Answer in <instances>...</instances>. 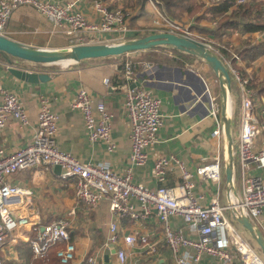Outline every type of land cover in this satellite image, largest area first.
Here are the masks:
<instances>
[{
    "label": "crops",
    "instance_id": "0c3cea01",
    "mask_svg": "<svg viewBox=\"0 0 264 264\" xmlns=\"http://www.w3.org/2000/svg\"><path fill=\"white\" fill-rule=\"evenodd\" d=\"M54 3L66 4L72 0H48ZM111 7L127 5L133 11L130 21L132 26L127 31L117 29L105 34L108 43L126 41L148 28L157 15L152 5L146 0L144 6L138 5V0H105ZM78 6L91 20H98L92 0H79ZM194 22V21H193ZM210 25V21L203 22ZM6 36L25 43L35 48L57 49L71 46V41L60 30L34 7L23 4L11 15L6 24ZM264 31H253L250 33L235 32L231 37L222 39L232 49L241 47L246 41L254 44L264 43ZM147 50V49H146ZM144 51H136L127 54L119 64L118 59L92 58L65 66L59 64H36L30 61H18L17 59L2 54L0 56V83L4 90L15 92L21 101L23 108L29 113V122L22 126L21 123L10 117L5 127L0 130V146L7 152L24 147L33 140L37 133L39 109L42 99L48 98L51 109L59 117L58 135L56 144L62 150L67 151L83 162L91 164L107 163L119 174H125L130 168L131 145V118L126 107V98L129 80L124 74V63L130 59H140ZM12 58L14 66H26L31 70L43 71L50 75L51 79L32 83L14 76L8 61ZM179 65H159L157 71L144 73L141 69L136 70V84H140L161 99V113L163 114V125L159 132L156 145L147 151L149 156L145 165L133 167V180L150 188H158L163 182L159 181L154 173V160L159 156L176 157L190 168L193 181L196 184L194 193L196 196L203 195L201 202L210 204L217 194L222 205L228 203L229 185L225 174L227 146L224 136L216 138L213 136L217 125L209 114L207 105L208 98L204 95L205 88L217 96V104L221 109L220 120L222 122V90L220 82L213 81L217 75L205 60L199 56L190 60L181 59ZM157 65V64H156ZM243 76L251 79L250 86L255 91L254 102H264V53L258 59L251 61L242 58L237 63ZM57 66V67H55ZM218 77V75H217ZM109 79V83H106ZM233 79V91L231 92L232 125L235 143V188L237 192L242 189V171L238 160V133L240 131V90L235 78ZM212 81V82H211ZM87 88L96 97L103 98L107 110L114 114L111 136L116 147L110 151L109 146L103 140L91 142L85 129V119L80 108L72 107L78 90ZM199 95L202 99L198 100ZM3 95L0 93V100ZM255 151H259L264 142L259 136L255 140ZM220 155L222 163V181L220 186L206 180L198 175L197 169L203 164L213 162L214 157ZM62 170V169H61ZM249 175L264 177V167L253 163L249 168ZM10 181L22 187L33 190V210L41 223L40 228L61 217L69 221V233L71 241L76 245V258L69 264H175V254L165 244V232L162 222L159 220L155 210L149 217L138 220L123 218L119 221V233L125 236L131 233L137 235H148L149 241L156 242L158 251L152 252L141 243L128 246L123 240L109 243L110 224L113 216L110 213L109 199H103L99 206L93 210H85L82 200L75 196L74 184L70 180L62 178L61 171L58 173L55 166H42L29 168L13 174ZM183 179L179 170L171 161L166 173L165 186L177 187ZM138 210L141 202L133 199ZM75 210V214L70 212ZM29 211V210H28ZM30 212V211H29ZM259 218H252L253 223L264 233V209ZM227 218L233 223L250 241L253 247L259 251L261 248L246 234L244 228L237 226L233 213L225 211ZM172 229L182 231L193 240H199L198 233L190 231L188 223L181 217L173 215L170 217ZM242 228V229H241ZM21 238L18 242L9 241L0 250V259L4 264H61L58 256L50 252L45 257H34L30 237H35V231L26 227L18 232ZM251 240L253 242H251ZM125 250L126 260L121 262L118 250ZM195 251L193 248H189ZM92 259V260H91ZM193 264H221L215 257L204 253L198 262Z\"/></svg>",
    "mask_w": 264,
    "mask_h": 264
},
{
    "label": "built area",
    "instance_id": "2783aa9c",
    "mask_svg": "<svg viewBox=\"0 0 264 264\" xmlns=\"http://www.w3.org/2000/svg\"><path fill=\"white\" fill-rule=\"evenodd\" d=\"M214 5L221 0H206ZM246 0H237V4ZM79 0L66 4L54 3L48 0H0V35H5L6 24L17 7L27 4L41 12L58 30L69 37L71 46L75 44L105 43L110 44L105 34L114 28L127 31L126 10L111 8L105 0H94L95 11L100 21L91 20L77 6ZM153 9L164 19L166 25L151 33L170 32L178 36L193 38L203 42L213 54L219 55L225 63L229 73L235 78L241 98L240 131L238 133V160L242 171L241 192H228V203L222 205L217 194L210 204L204 205L201 198L196 196L193 174L185 163L176 157H157L154 162L156 178L163 182L158 188H150L133 180V167L145 165L149 156L148 149L156 145L159 132L163 125L161 113V99L140 84H136V70L152 73L159 69V65L148 61H125L124 74L129 80L126 107L131 118L130 168L125 174H119L107 163L91 164L83 162L71 153L62 150L56 144L58 135L59 115L51 109L48 98H43L39 109L37 133L32 141L24 147L7 152L0 146V250L9 241L18 242L21 238L18 232L30 226L35 231V237H30L34 257H45L53 248L61 264H69L76 258V245L71 241L69 221L61 217L40 228L36 213L33 210V190L28 187L15 185L10 181L13 174L29 168L42 166H60L63 179L74 184L75 196L84 203L85 210H93L103 199H109L110 213L113 221L110 224L109 243L123 240L128 246L141 243L152 252L156 249V242L149 241L148 235L131 233L121 236L119 221L123 218L138 220L149 217L154 210L164 226L165 244L175 254V264H193L198 262L204 253L212 255L221 264H264V256L253 247L244 234L227 218L225 211L229 210L234 217L246 215L259 218L264 209V177L249 175L247 172L253 163L264 167V146L255 151V140L261 136L264 142V102L255 103V91L251 88V79L243 76L237 63L242 56L233 52L222 39L211 38L192 31V25L174 21L165 17L159 11V0H147ZM217 20L211 25L214 27ZM227 51L228 54L225 52ZM132 53V52H129ZM127 53V54H129ZM109 83V79H106ZM0 130L8 119H17L22 126L29 122V113L23 108L19 96L10 90H4L0 83ZM204 95L208 98L209 114L216 122L214 137L224 135L225 126L220 120L221 109L215 96L209 88H205ZM202 99L199 95L198 100ZM73 108H80L85 119V129L91 142L103 140L112 151L116 145L111 136L114 114L107 110L103 98L96 97L82 87L78 90L72 102ZM174 162L183 179L177 187L165 186L166 173L170 163ZM202 178L220 186L222 181V163L220 155L214 157L213 162L203 164L197 169ZM133 199L141 202L138 210ZM30 212H29V211ZM75 210L70 212L75 214ZM181 216L193 233L201 238L193 240L182 231L172 229L170 217ZM193 248L195 251H191ZM119 260H126L125 250H118ZM92 260V259H91ZM0 264H4L0 259ZM29 264H32L30 262Z\"/></svg>",
    "mask_w": 264,
    "mask_h": 264
},
{
    "label": "water",
    "instance_id": "95a60500",
    "mask_svg": "<svg viewBox=\"0 0 264 264\" xmlns=\"http://www.w3.org/2000/svg\"><path fill=\"white\" fill-rule=\"evenodd\" d=\"M169 45L175 50L187 52L193 56H199L204 59L211 67L214 73L218 75V79L222 90V123L225 126L224 137L227 146V158L225 166V174L229 185V191L237 192L235 188V143L233 137L232 125V108H231V92H232V75L229 73L223 60L211 50L207 49L205 44L193 38L178 36L170 32L152 33L142 38H129L123 42L117 43H92V44H75L74 46L57 49L35 48L25 43H20L9 38L6 35H0V56L8 54L18 61H30L36 64L49 65H71L83 60L92 58H110V56H120L129 52L145 51L157 46ZM8 61L12 64L9 71L22 80L32 83L50 80L48 73L43 71L31 70L26 66H14L13 59ZM61 165L55 166L56 171H61ZM236 222L246 230L264 255V233L257 227L250 217L246 215H237L234 217ZM44 230V227L42 228Z\"/></svg>",
    "mask_w": 264,
    "mask_h": 264
},
{
    "label": "trees",
    "instance_id": "16d2710c",
    "mask_svg": "<svg viewBox=\"0 0 264 264\" xmlns=\"http://www.w3.org/2000/svg\"><path fill=\"white\" fill-rule=\"evenodd\" d=\"M144 2L145 0H138L137 3L141 7L144 6ZM158 4L159 9L167 13L169 18L173 20L179 19L184 12H188L195 22L192 25V29H199L214 39L228 38L235 32L250 33L253 31H264V0H248L242 4H237V0H221L219 3L209 7L196 0H159ZM131 19L133 18L131 17ZM214 19L217 20V24L214 27L201 24L203 20L212 22ZM146 34L147 32L138 33L135 38L145 37ZM166 50L171 51L174 55L169 56ZM236 50L243 59L248 60L250 63L263 55L264 43L254 44L251 41H246ZM126 56L127 54H123L120 56H110V58L125 59ZM193 57L196 56L181 50H175L169 45H162L145 50L140 59L144 62L148 61L161 66L163 64L179 65L182 63L181 59L186 61ZM50 252H53L57 256L55 248L50 250Z\"/></svg>",
    "mask_w": 264,
    "mask_h": 264
},
{
    "label": "rangeland",
    "instance_id": "374dc122",
    "mask_svg": "<svg viewBox=\"0 0 264 264\" xmlns=\"http://www.w3.org/2000/svg\"><path fill=\"white\" fill-rule=\"evenodd\" d=\"M73 1V0H72ZM147 1V0H146ZM197 2H199V3H204L205 4V6L206 7H209V6H212L210 3H207V1L206 0H196ZM246 1H248V0H246ZM92 4H93V6H94V0H92ZM27 5V4H26ZM31 6V5H30ZM77 6H78V4H77ZM110 6V5H109ZM20 7V6H19ZM78 7H80V6H78ZM111 7V6H110ZM118 7H121V8H124L125 10H126V14H127V12H128V15L126 16V24H127V28H129L130 26H132V22L130 21L131 20V17L133 16V11L131 10V8L129 7V6H127V5H122V6H118ZM118 7H111V8H118ZM18 8V7H17ZM94 8H95V6H94ZM16 10V9H15ZM14 10V11H15ZM13 11V12H14ZM159 11H160V13H162L165 17H169V15L167 14V13H165V12H163L162 10H160L159 9ZM157 15H155V17H157V18H155L154 20H152V22H151V25H148L149 27L148 28H144V31H142V32H140L141 34L142 33H144V32H147V34L146 35H148V34H152L151 33V31L152 30H154V29H160L163 25H166L167 23L166 22H164V19H161V17H160V15H158V13L157 12H155ZM12 15V14H11ZM11 17V16H10ZM10 19V18H9ZM9 21V20H8ZM93 21H96V22H98V21H100V19H98V20H93ZM174 21H177V22H182V23H186V24H191V25H194L195 24V22H193L194 21V19L193 18H191V16L188 14V12H184L183 14H182V16L179 18V19H175ZM205 21H207V20H205ZM214 21V20H213ZM204 22V20L201 22V24L202 25H206V26H208V23L207 24H204L203 23ZM208 22V21H207ZM210 23H212L211 21H210ZM54 25V24H53ZM211 25V24H210ZM212 26V25H211ZM133 27V26H132ZM6 29H7V27H6ZM114 30H116L115 28L113 29V30H111V31H114ZM192 31H194V32H196V33H199V34H203V35H205L206 36V33H204V32H201L199 29H196V30H193L192 29ZM109 33V32H108ZM264 33V32H263ZM6 35V34H5ZM218 39V38H217ZM231 51H235V52H238L236 49H235V47H233L232 49H231ZM136 52V51H135ZM166 52H168V54H169V56H173L174 54L171 52V51H167L166 50ZM227 54H228V52L227 51H225ZM229 55V54H228ZM219 56V55H218ZM220 57V56H219ZM221 58V57H220ZM111 59H115V58H111ZM116 59H118L119 60V64L124 60V58H116ZM222 59V58H221ZM144 62V61H143ZM206 62V61H205ZM240 62H242V58H241V61ZM206 64L208 65V63L206 62ZM72 65V64H71ZM69 66V65H68ZM58 67H59V65H58ZM208 67H210V65H208ZM214 81V83L215 84H219V79H218V77H217V75L214 77V79H213ZM212 82V81H211ZM252 88V87H251ZM232 90V89H231ZM233 91V90H232ZM213 93V92H212ZM214 94V93H213ZM240 102H241V98H240ZM224 136V135H223ZM235 168H236V164H235ZM62 169V168H61ZM234 175H235V171H234ZM235 178V177H234ZM235 180H236V178H235ZM235 182V181H234ZM237 226L240 228V224L239 223H237ZM242 229V228H241ZM245 232H246V234H248L247 233V231L245 230ZM251 242H253L252 240H251ZM260 253L263 255V253H262V251H260ZM264 256V255H263Z\"/></svg>",
    "mask_w": 264,
    "mask_h": 264
}]
</instances>
